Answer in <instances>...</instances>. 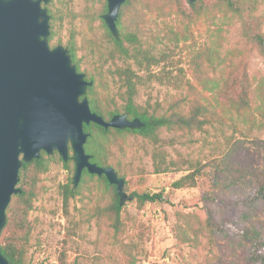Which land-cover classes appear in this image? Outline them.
<instances>
[{"label":"rangeland","instance_id":"obj_1","mask_svg":"<svg viewBox=\"0 0 264 264\" xmlns=\"http://www.w3.org/2000/svg\"><path fill=\"white\" fill-rule=\"evenodd\" d=\"M258 1L259 14L264 17V0ZM47 7L57 16L56 38L50 45L68 48L74 34L81 72H89L97 80L102 74L118 94L122 83L114 73L118 68L131 66L143 78L138 103L145 108L150 106L158 110L160 104L176 93L171 86L148 81L146 71L138 70L134 60L119 56L102 26L103 0H52ZM143 15L144 47L151 45L159 57L165 56L160 66H153L154 73L163 68L176 71L174 66L178 64L187 68L190 47L206 44L218 52L222 61L218 64V60L216 71L208 79L213 92L221 84L223 70H228L230 60L226 59L230 57L236 63L245 57L253 82V102L264 110V59L242 38L239 20H219L212 30L194 31L186 39L177 32L179 19L164 12L159 3L152 1L143 8ZM124 46L131 49L128 43ZM101 54L106 61H99ZM112 54L116 56L114 59L110 58ZM258 115L257 120H261ZM234 121L194 135L165 132L162 149L167 160L184 163L181 164L183 170L178 172L155 173L151 155L154 146L140 137H130L122 145L115 162L125 176L127 194L164 191L167 199L139 207L134 197L124 204L126 226L122 242L134 246L131 254L122 250L120 243L114 242L106 230L98 227L88 211L95 205L92 194H86L83 200L80 197L71 199L65 208L63 187L73 172L54 159L43 178L44 193L31 215L34 230L28 263L62 264L59 259L64 256L66 264L76 259L82 264H248L245 251L236 240L226 241L202 232L198 230L197 220L188 216L203 214V199L218 191L213 182L217 165L224 169L226 177L238 176L240 186L246 191H252L264 181V130H250L241 119ZM235 124L243 130L242 134L235 129ZM236 142H241L238 151ZM227 163L230 165L226 166ZM196 170H199L197 186L172 187L175 181ZM105 202L108 203V199ZM260 218L264 221V210Z\"/></svg>","mask_w":264,"mask_h":264},{"label":"trees","instance_id":"obj_2","mask_svg":"<svg viewBox=\"0 0 264 264\" xmlns=\"http://www.w3.org/2000/svg\"><path fill=\"white\" fill-rule=\"evenodd\" d=\"M152 1L159 3L164 12L179 19L177 32L186 39L187 36L191 37L194 31L200 33L212 30L219 20H239L242 38L264 59V17L259 14L258 0H196L194 3L189 0H125L117 20L120 33L118 41L102 19V15L107 12V2L103 0L100 12L102 26L109 43L114 45L119 56L134 60L138 70L146 71L148 81L171 86L176 91L163 105H159L158 111L150 106L145 108L139 105V86L143 84V78L131 66L118 68L114 73L122 83L118 94L102 74H99L100 79L97 80L89 72L86 73L87 80L94 83L88 88L86 95L93 112L106 121H110L115 115L128 113L130 120L139 118L144 124L140 129H106L94 123L84 128L85 132L90 134L85 150L92 156L91 162L103 168L113 167L124 180L121 167L115 160L117 153L122 152V145L130 137H140L154 146L151 154L154 172L161 174L182 171L184 168L181 165L184 163L180 161L167 160L162 149V135L165 132L194 135L196 132H208L216 125L235 122V118L241 119L250 130H264V110L262 107H256L253 102V82L245 57H241L236 63L230 57L226 59L230 60L228 70H223L221 84L213 92L209 89L208 79L210 74L216 71L215 66L220 58L218 52L212 51L206 44L190 47L187 68L178 64L174 66L176 71L166 68L157 73L152 71L153 66H160L163 63L161 59H165L164 55L159 57L151 45L144 47L142 39L143 8L148 7ZM47 9L51 16V43L56 38L54 28L57 16L50 7ZM74 38L75 35L72 34L68 49L81 72ZM125 43H128L131 49L125 47ZM115 57L110 55L111 59ZM102 60L106 61L101 54L99 61ZM221 62L220 60L218 64ZM255 113L259 114L261 120H257ZM235 129L243 133L237 124ZM239 144L241 142L235 144L237 151ZM54 156L55 158L49 157L42 152L40 159L24 163L20 169L17 187L21 189V193L12 197L6 212V226L0 234V252L10 264H29L28 253L34 230L31 215L44 193L43 178L49 172L52 161L57 159L67 170L74 173L72 161L64 163L58 153ZM228 165L230 163L226 164ZM215 168L213 182L218 186V191L216 194L206 195L203 199V214L188 216L197 220L198 230L222 240H236L243 247L248 264H264V221L260 218L264 210V181L252 191H246L240 186L241 179L238 176L228 178L220 165ZM198 171L183 176L175 181L172 187L183 189L197 186ZM63 188L65 208L69 206L71 199L80 197L83 200L86 194H92L95 205L88 208V211L98 227L106 230L114 242L120 243L122 250L131 254L134 246L122 242L126 225L123 206H120L115 185L110 184L104 175H91L85 170L76 189L73 187L72 178ZM124 191L129 192L126 183ZM132 196L137 200L139 207L167 200L164 191L155 194L135 191ZM106 199L108 203L105 202ZM63 259L64 256L60 257L59 261L66 264ZM71 264L82 263L76 259Z\"/></svg>","mask_w":264,"mask_h":264},{"label":"water","instance_id":"obj_3","mask_svg":"<svg viewBox=\"0 0 264 264\" xmlns=\"http://www.w3.org/2000/svg\"><path fill=\"white\" fill-rule=\"evenodd\" d=\"M50 1L0 0V234L12 197L21 193L22 165L40 159L42 152L73 162L74 189L87 170L117 187L120 206L134 199L113 167L91 162L85 150L90 134L84 128L94 123L106 129H140L144 124L139 118L130 120L128 113L106 121L92 111L86 95L94 83L78 70L67 47L50 45ZM106 2L102 19L118 41L117 20L125 0ZM0 264H10L1 252Z\"/></svg>","mask_w":264,"mask_h":264}]
</instances>
